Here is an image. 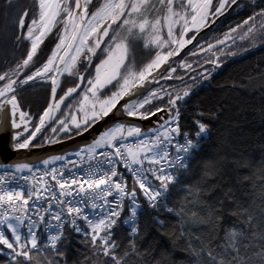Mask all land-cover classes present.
<instances>
[{
	"label": "snow or ice",
	"instance_id": "obj_1",
	"mask_svg": "<svg viewBox=\"0 0 264 264\" xmlns=\"http://www.w3.org/2000/svg\"><path fill=\"white\" fill-rule=\"evenodd\" d=\"M7 7L0 137L17 158L0 162V264H161L165 236L183 242L179 264H264V170L217 180L202 152L227 106L186 117L229 59L264 47V0Z\"/></svg>",
	"mask_w": 264,
	"mask_h": 264
},
{
	"label": "trees",
	"instance_id": "obj_2",
	"mask_svg": "<svg viewBox=\"0 0 264 264\" xmlns=\"http://www.w3.org/2000/svg\"><path fill=\"white\" fill-rule=\"evenodd\" d=\"M28 3L29 0H23ZM17 0H13V7ZM4 10L7 0L0 2V24L9 23ZM0 26V39L3 38ZM252 78L251 80L249 78ZM226 105L219 120L212 121L210 139L203 147L202 156L215 163L216 179L228 176L251 177L259 183V174L264 170V47L257 48L242 57L228 62L215 76L208 87H201L191 97L186 117L195 115V110L204 108L214 111ZM243 128H240L237 125ZM163 248L155 254L161 264H179L185 253L180 251L182 241L167 236L161 237Z\"/></svg>",
	"mask_w": 264,
	"mask_h": 264
},
{
	"label": "flooded vegetation",
	"instance_id": "obj_3",
	"mask_svg": "<svg viewBox=\"0 0 264 264\" xmlns=\"http://www.w3.org/2000/svg\"><path fill=\"white\" fill-rule=\"evenodd\" d=\"M4 11H7V10H4ZM0 14H1V12H0ZM245 17H246V12L244 10H241L240 13H239V15H237L236 12H231V14L228 15V18L227 19H225V18L221 19L223 21V23H220V22L217 23V25H216V34L218 35L222 31H226L227 30V27L229 25H234L235 23L241 21ZM1 25L2 24H0V26ZM4 26H5V24L2 25L3 28H4ZM210 35H211V33H210ZM2 46H3V38L0 39V47H2ZM16 55H19V52H17ZM237 58H239V57L231 58V59H229L227 61V63L230 62V61H233V60H235ZM5 59H7V60H11L12 59L11 50H9V53H8L7 56L0 55V68H3L4 67V60ZM222 69L223 68H221L220 70H218V73ZM45 96H46V90L44 88L40 87L37 84V85H34L32 88L27 89V91H25L23 93V103L25 104V106H29L30 105L31 108H32V110L33 111H36L39 108L40 104L43 102ZM44 135H50V132H45Z\"/></svg>",
	"mask_w": 264,
	"mask_h": 264
},
{
	"label": "water",
	"instance_id": "obj_4",
	"mask_svg": "<svg viewBox=\"0 0 264 264\" xmlns=\"http://www.w3.org/2000/svg\"><path fill=\"white\" fill-rule=\"evenodd\" d=\"M223 19V18H221ZM253 51V50H252ZM83 140H77L75 143L82 144ZM73 146L72 142L65 143L64 145H55V146H46L41 149L34 150L36 155L47 156L54 153H60L64 151L66 148H71ZM16 154L11 151L8 147V139L7 137H0V162H11L16 159Z\"/></svg>",
	"mask_w": 264,
	"mask_h": 264
}]
</instances>
